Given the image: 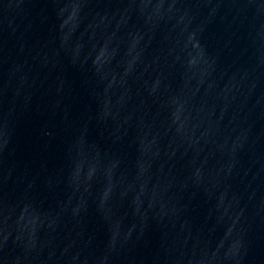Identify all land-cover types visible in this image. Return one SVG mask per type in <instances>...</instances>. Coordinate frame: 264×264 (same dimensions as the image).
Returning a JSON list of instances; mask_svg holds the SVG:
<instances>
[{
    "label": "water",
    "instance_id": "water-1",
    "mask_svg": "<svg viewBox=\"0 0 264 264\" xmlns=\"http://www.w3.org/2000/svg\"><path fill=\"white\" fill-rule=\"evenodd\" d=\"M0 264H264V0H0Z\"/></svg>",
    "mask_w": 264,
    "mask_h": 264
}]
</instances>
